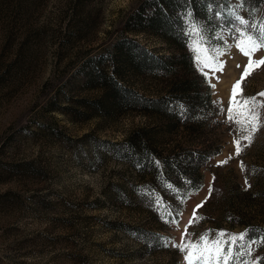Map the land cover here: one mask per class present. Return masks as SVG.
Returning <instances> with one entry per match:
<instances>
[{
	"label": "rangeland",
	"instance_id": "obj_1",
	"mask_svg": "<svg viewBox=\"0 0 264 264\" xmlns=\"http://www.w3.org/2000/svg\"><path fill=\"white\" fill-rule=\"evenodd\" d=\"M193 1H216V12L229 19L230 9L264 19V0L251 11L238 0ZM192 4L187 0L186 8ZM183 13L177 8L171 16L183 20L179 36L171 37L162 30L167 23L150 19L146 0H0V264H189L191 250L182 247L221 232L225 239L253 235L257 243L243 259L264 264L257 239L264 237V108L257 109L259 130L251 144L241 140L239 155L235 141L242 133L228 119V109H236L232 87L249 57L225 28L227 44L217 42L220 28L210 23L223 72L198 63ZM123 36L169 57L170 72L129 65L117 46ZM188 56L192 70L183 61ZM260 58L264 49L253 57ZM94 62L140 92L172 94L174 102L180 95L173 87L193 77L210 94V107L204 105L202 123L171 131L153 113L125 105L100 110L93 100L109 88L102 79L87 83ZM241 88L238 101L264 102L258 95L264 65L254 66ZM140 127H149L150 138L138 139L135 152L113 148ZM144 144L157 152L178 145L219 150L201 165L200 188L163 194L150 159L135 161Z\"/></svg>",
	"mask_w": 264,
	"mask_h": 264
},
{
	"label": "trees",
	"instance_id": "obj_2",
	"mask_svg": "<svg viewBox=\"0 0 264 264\" xmlns=\"http://www.w3.org/2000/svg\"><path fill=\"white\" fill-rule=\"evenodd\" d=\"M193 2L186 8L187 0H146L152 8L150 19L157 16L159 22L167 23L165 29L171 37H178L180 28L182 27V15H176L175 19L171 16L177 8H182L183 12L190 11L196 18H202L207 23L210 22L214 28L220 25L222 21L215 16L216 1L208 2ZM258 0H246L249 10H253ZM183 13V14H184ZM162 17H165L164 21ZM206 18V19H205ZM157 20L155 23H159ZM229 25H225L228 30ZM162 28V27H161ZM230 34V33H229ZM233 34V33H231ZM122 54L126 56L129 65L141 67L148 71H158L164 69L170 72L171 61L169 57L159 55L150 50L146 45L141 43L138 39L131 36H123L117 43ZM180 47H184L179 44ZM184 64L188 69L192 70L191 57L183 59ZM196 73V76H200ZM102 79L109 88L106 94L102 97L95 98L93 101L96 106L103 111H109L111 107H118L125 105L127 107L137 109L147 113L159 115L162 118V127L168 130H173L179 125L192 129L193 124L203 120L200 119L205 111L204 105L210 107V94L201 90V84L193 77H185L180 79L179 83L173 87L174 92L179 94V101L172 100V94H161L157 96L147 95L134 87L120 82L113 74H108L101 71L94 62L93 69L87 79V83L92 86H98L99 80ZM203 84V80L201 81ZM149 127H140L124 141L114 142L112 146L114 149L123 150L124 152H135L136 145H140L137 141L141 137L150 138ZM137 133V134H136ZM140 155L136 157L135 161L141 159H150L152 166V181L156 188L163 194L174 192L175 188L182 189L181 194H185L188 190L198 189L201 187L202 172L200 171L210 155L218 152L219 149L212 151H205L200 148L192 146L178 145V149H170L165 147L164 151L157 152L155 148L147 144ZM139 196H143L141 192ZM253 236V235H251Z\"/></svg>",
	"mask_w": 264,
	"mask_h": 264
},
{
	"label": "snow or ice",
	"instance_id": "obj_3",
	"mask_svg": "<svg viewBox=\"0 0 264 264\" xmlns=\"http://www.w3.org/2000/svg\"><path fill=\"white\" fill-rule=\"evenodd\" d=\"M245 2L246 0H238V7L243 8ZM215 16L222 21L220 25H217L220 28V32L214 33L216 41H223L221 33L224 31L225 25H229L228 32L230 34L235 33L233 39L236 42V47L245 56L249 57V63L245 66L241 79L232 87L230 103L236 106L235 112L232 108L228 109V119L238 126L237 132L242 133L240 138L235 141L237 145L236 154L239 155L241 140L251 144L253 134L261 126L257 109L264 108V102L257 101L255 96L240 101L237 100V97L243 94L241 82L250 74V70L254 66L264 65V58L253 59L256 52L264 49V19L254 22L243 15H237L235 9H230V19L226 17L223 11L215 12ZM183 19L187 23L186 32L192 38L193 49L197 51V62L210 68L213 72L217 70L223 72V62L218 61L216 58L217 55H222V53H220L218 48L211 45V37L208 35L210 22H201L190 11H185ZM223 42L227 44L226 41ZM212 53L216 55H212ZM213 65H215V68L212 67ZM212 86L214 87V85ZM258 95L264 96V92ZM226 162L222 161L221 163ZM177 215L182 214L177 213ZM209 235L210 233L202 235L196 243H188L182 247L181 250L183 251L189 252L191 250L188 255L189 264H195L193 257H195V261H204V264H246L243 257L251 254L252 246L257 243V240L252 239L250 233L230 235L228 239H225L226 234L221 232L217 238L212 240H209ZM257 239L260 244L264 245V237H258ZM245 240H247L246 244L241 243V241ZM247 264H252V262H247Z\"/></svg>",
	"mask_w": 264,
	"mask_h": 264
}]
</instances>
